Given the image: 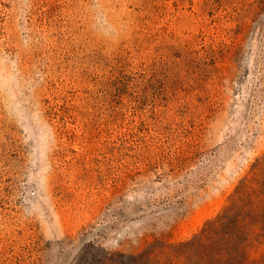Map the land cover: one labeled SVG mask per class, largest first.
<instances>
[{"label": "rangeland", "instance_id": "rangeland-1", "mask_svg": "<svg viewBox=\"0 0 264 264\" xmlns=\"http://www.w3.org/2000/svg\"><path fill=\"white\" fill-rule=\"evenodd\" d=\"M262 163L264 0H0V264H229Z\"/></svg>", "mask_w": 264, "mask_h": 264}, {"label": "trees", "instance_id": "trees-1", "mask_svg": "<svg viewBox=\"0 0 264 264\" xmlns=\"http://www.w3.org/2000/svg\"><path fill=\"white\" fill-rule=\"evenodd\" d=\"M262 165L264 166V163L253 168L254 174L246 177L242 182L241 188L233 193L236 200L247 199L252 207L261 205L264 202V173L263 175L261 174ZM234 232L236 234L223 233L219 239H217L218 236L214 232H204L205 256H210L212 259H227L228 256H231L229 264H264V222L249 225L246 221H241L238 222L237 229ZM242 232L245 233V236L237 238ZM217 240L219 241L218 249L215 252H210L211 246ZM232 243L235 244V249L229 251V246Z\"/></svg>", "mask_w": 264, "mask_h": 264}]
</instances>
